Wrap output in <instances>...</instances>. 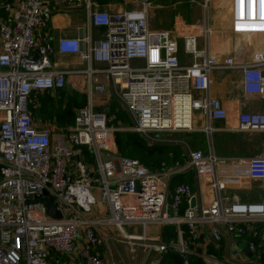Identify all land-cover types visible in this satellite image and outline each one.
Here are the masks:
<instances>
[{
    "label": "built area",
    "instance_id": "obj_1",
    "mask_svg": "<svg viewBox=\"0 0 264 264\" xmlns=\"http://www.w3.org/2000/svg\"><path fill=\"white\" fill-rule=\"evenodd\" d=\"M103 1L0 0V264H113L101 253L106 227L145 244L147 257L154 255L146 264H161L170 251L182 264L191 257L200 264H229L198 249L204 228L211 242L235 239L264 259V196L242 201L227 193L252 183L264 190V156L216 173L214 155L193 150L170 169L162 162L150 170L119 155L114 139L117 131L144 137L190 132L195 115L211 132L210 122L228 118L221 101L209 95L213 71L240 74L241 107L252 98L262 102L260 111L238 112L235 129L264 133V0H231L228 33L263 39L262 50L247 44L231 51L213 46L207 17L198 31L153 30L148 0H130L132 9L121 12L101 9ZM53 5L83 11L85 34H48ZM54 54L78 56L84 67L56 69ZM132 61L143 65L131 67ZM69 77L84 78L86 105L71 125L40 122L38 97L64 91ZM109 104L127 112L129 129L113 125ZM188 171L196 193L184 182L171 185ZM206 189L213 192L208 204ZM46 197L60 218L47 214ZM168 227L176 239L165 243L161 236ZM127 228L141 232L128 235ZM150 228L160 233L153 236Z\"/></svg>",
    "mask_w": 264,
    "mask_h": 264
},
{
    "label": "crops",
    "instance_id": "obj_2",
    "mask_svg": "<svg viewBox=\"0 0 264 264\" xmlns=\"http://www.w3.org/2000/svg\"><path fill=\"white\" fill-rule=\"evenodd\" d=\"M160 0H157L159 2ZM117 0H104L100 3L101 9L109 10L111 12H121L125 9L124 7L116 4ZM231 0H227L228 6ZM52 7L51 19L48 24L46 32L54 37H81L85 34V29L87 27L85 14L83 11H65L56 5ZM0 19L5 20V17L0 13ZM229 26V16L228 24L223 27V30L227 31L226 27ZM208 29V26H206ZM228 28V27H227ZM96 30H93V33ZM52 62L56 69L64 70L67 68H77L84 67L80 64V59L78 56L70 55H59L54 54L52 56ZM211 85L209 88V95L218 98L223 107L226 109L228 118L225 121H214L210 122L209 126L211 132H205L204 128L207 123L202 118L195 115L193 121V128L190 132H176V133H166L167 135L178 136H189L193 133H198L205 137L207 136L209 143L208 154H213L217 159L216 173L225 170L226 166L228 169L237 165L239 160H245L247 158L255 156H264V133H247L239 132L235 128L237 127L236 115L240 111L245 112H257L262 108V102L258 98H252L247 102L245 107H241L240 102L242 101V92L240 89V74L238 72L230 71H213L210 74ZM84 78H68L67 86L72 88L71 84H75L76 88H72L74 91L81 90L78 87V83L82 85ZM55 95L56 93H49ZM36 116V115H35ZM39 120V118L36 116ZM50 120H56L55 118L46 119L44 122ZM201 136V137H202ZM168 144H178L182 147L180 162L185 161L187 154L186 142L183 139H176ZM202 151L201 147L195 146L193 149ZM203 152V151H202ZM211 152V153H210ZM205 154V152H203ZM175 160L163 161L167 169H170ZM162 163V162H161ZM222 165V167H221ZM203 185L206 183V179H201ZM187 183L192 187L194 193L198 191V185L195 180V175L192 171H188L185 174H178L172 178L171 185L177 183ZM205 196V204L213 197V192L209 190H203L202 192ZM229 194L234 195L242 201H254L262 198L264 196V190L261 188L259 183H252L248 187L235 188L228 190ZM248 196H254L252 200L248 199ZM257 197V198H256ZM242 198V199H241ZM151 230H156L158 235L160 232L157 228H150ZM235 239L223 240L220 243H213L209 239L207 229L204 228L201 233L200 240L198 243V249L201 252L212 251L210 253L214 254L218 261L228 262L229 264H264V259L256 255L251 254L244 246ZM103 254V250H101ZM105 256V254H104ZM197 259L196 257H191V259Z\"/></svg>",
    "mask_w": 264,
    "mask_h": 264
},
{
    "label": "rangeland",
    "instance_id": "obj_3",
    "mask_svg": "<svg viewBox=\"0 0 264 264\" xmlns=\"http://www.w3.org/2000/svg\"><path fill=\"white\" fill-rule=\"evenodd\" d=\"M152 6L149 9V28L153 30L161 31H174L184 33L188 31V27L196 28L198 31L200 25L204 23L205 17L208 18L209 31L211 32L209 37L213 39V46L216 48H226L231 51L234 46L250 44V49L262 50L263 39L261 35L253 36L250 39H244V37H233L229 34V26L226 27L227 31L223 30V27L228 24L229 6L227 0H148ZM130 0H117L116 4L124 7L127 10L132 9ZM223 35L226 40L222 41ZM225 43L224 45L222 44ZM202 43V41H201ZM250 51H248L249 53ZM131 67H141L142 61H132ZM78 83L79 91H73L70 86H67L59 98H55L53 106L48 108V111L58 120L70 121L69 125L73 123L76 112L83 108L87 102V94L85 92L86 85ZM96 101L99 97H95ZM113 99L110 98L111 102ZM102 101V100H101ZM81 103L84 106H80ZM112 103V102H111ZM110 103V104H111ZM109 104V106H110ZM115 105V104H114ZM104 105H99L102 107ZM108 106V107H109ZM111 105L109 111H111ZM62 107V108H61ZM111 108V109H110ZM115 108V106H114ZM47 109V108H46ZM45 109V110H46ZM37 110V109H36ZM35 110V111H36ZM121 112L122 118L113 122V125L121 130L129 129L131 127V119L127 112L121 109H117ZM60 118V119H59ZM198 133H193L189 136H174L167 135L166 133H151L149 137H144L150 141L153 146L149 148V152L156 154H164L166 151V145L173 140L183 139L186 142V152L195 150L194 145L201 147L205 154H208L209 143L207 136H202ZM165 145V147H164ZM163 149V150H162ZM127 157H133L128 152ZM254 196H248V199L252 200ZM257 198V197H256ZM242 199V198H241ZM254 199V198H253ZM108 217L107 213L102 214L101 217ZM128 235H139V230L133 232L131 229H126ZM104 232L107 235L105 246L103 248V254L105 259L110 258L113 264H146L153 258L154 255L147 257L148 251L141 244L135 241H129L123 239L114 228L106 227ZM149 233L155 236L156 230L149 229ZM131 244H135L131 246ZM138 245V246H137Z\"/></svg>",
    "mask_w": 264,
    "mask_h": 264
},
{
    "label": "trees",
    "instance_id": "obj_4",
    "mask_svg": "<svg viewBox=\"0 0 264 264\" xmlns=\"http://www.w3.org/2000/svg\"><path fill=\"white\" fill-rule=\"evenodd\" d=\"M63 92L64 91L57 92L55 95L46 93L38 97L39 107L35 111V115L39 118L40 121L44 122L46 119L55 118L58 125L64 124L65 121L61 120L60 118V120H58L57 117L53 116L48 111V108H51L53 106V101L55 100V98H59L61 95H63ZM80 106H84V104L81 103ZM111 108L110 112L115 115V121L119 120L120 117L122 118L121 112L116 111L114 105ZM67 122L70 121L67 120ZM114 139L119 155L127 157V154L129 152L131 153V155H133V157L130 158L138 160L143 166L150 170L159 169V166L163 161L178 160L181 159L182 156V147L178 144L165 143L166 147L165 145L164 147L166 148V152L164 154L149 152V148H151L153 144L143 136L129 131L115 132ZM175 239L176 233L173 227H168L166 229V232L161 236V240L165 243H168ZM208 252L212 251L209 250ZM190 262V264H200L199 259L192 258ZM161 264H182V259L175 252L170 251L163 256Z\"/></svg>",
    "mask_w": 264,
    "mask_h": 264
},
{
    "label": "water",
    "instance_id": "obj_5",
    "mask_svg": "<svg viewBox=\"0 0 264 264\" xmlns=\"http://www.w3.org/2000/svg\"><path fill=\"white\" fill-rule=\"evenodd\" d=\"M211 153V152H210ZM45 202V206H46V210H47V214L53 218H60V214L59 212H57L55 210V206L53 203V200L50 197H46L44 199ZM195 203L194 200L191 201L190 207H194Z\"/></svg>",
    "mask_w": 264,
    "mask_h": 264
},
{
    "label": "bare ground",
    "instance_id": "obj_6",
    "mask_svg": "<svg viewBox=\"0 0 264 264\" xmlns=\"http://www.w3.org/2000/svg\"><path fill=\"white\" fill-rule=\"evenodd\" d=\"M131 239H134V240H136V239H137V237H135V236H132V237H131Z\"/></svg>",
    "mask_w": 264,
    "mask_h": 264
}]
</instances>
